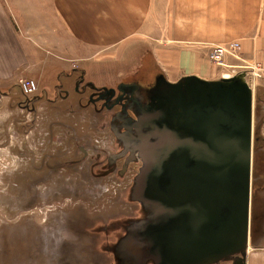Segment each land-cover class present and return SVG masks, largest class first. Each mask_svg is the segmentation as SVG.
<instances>
[{
    "label": "rangeland",
    "instance_id": "1",
    "mask_svg": "<svg viewBox=\"0 0 264 264\" xmlns=\"http://www.w3.org/2000/svg\"><path fill=\"white\" fill-rule=\"evenodd\" d=\"M143 53L138 48L111 63L113 70L98 71V82L115 86L139 78L154 66ZM41 68L46 74L48 66ZM51 73L48 81L36 79L40 100L35 103L19 86L0 87V264H154L151 259L135 261L148 219L140 182L135 179L131 188L130 175L108 181L77 147L89 150L97 139V146L103 147V140L109 146L112 138L118 149L103 123L107 116L77 106L68 72ZM154 73L153 82L161 72ZM257 93L255 88L249 244L264 239V90L258 94L263 108L256 119Z\"/></svg>",
    "mask_w": 264,
    "mask_h": 264
},
{
    "label": "water",
    "instance_id": "2",
    "mask_svg": "<svg viewBox=\"0 0 264 264\" xmlns=\"http://www.w3.org/2000/svg\"><path fill=\"white\" fill-rule=\"evenodd\" d=\"M245 75L155 77L136 121L148 131L137 180L149 213L142 260L244 264L254 118V90Z\"/></svg>",
    "mask_w": 264,
    "mask_h": 264
},
{
    "label": "crops",
    "instance_id": "3",
    "mask_svg": "<svg viewBox=\"0 0 264 264\" xmlns=\"http://www.w3.org/2000/svg\"><path fill=\"white\" fill-rule=\"evenodd\" d=\"M233 41L239 44L235 56L227 54L219 65L209 60L211 46ZM138 48L154 65L146 71L170 82L187 75L219 79L259 63L260 92L264 0H0V87L72 70L104 85L98 71L113 70L111 63ZM100 64L105 68L95 67ZM260 239L248 244L244 264H264Z\"/></svg>",
    "mask_w": 264,
    "mask_h": 264
},
{
    "label": "flooded vegetation",
    "instance_id": "4",
    "mask_svg": "<svg viewBox=\"0 0 264 264\" xmlns=\"http://www.w3.org/2000/svg\"><path fill=\"white\" fill-rule=\"evenodd\" d=\"M71 75H74L72 86L77 95L75 99L77 106L92 109L97 114L107 116L108 119L103 123L108 124L109 131L112 132L118 146L117 149L112 145V138L108 140L109 146H104L105 140H103V147L97 146L96 143H99L97 139L96 143L92 142L89 150L77 145L81 156H87L90 163L96 165L94 168H100L108 181H121L125 176L130 175L132 177L130 187H134L133 185L136 184L134 181L138 180V174L143 168L140 147L143 146L145 135L148 133L147 129L138 125L136 121L142 114L141 109L148 102V90L155 73L142 72L139 78H133L134 80L130 81L122 80L115 86L95 85L88 79H84L83 70H72L67 73V77ZM56 89L60 88L54 90ZM67 95L64 92V99ZM24 97L32 103L40 100L36 91ZM53 100L56 99L53 98ZM105 134L109 133L104 132ZM144 213L148 216L147 211ZM138 241L140 242V237ZM141 242L143 243L142 240ZM141 247L139 243V251ZM135 257V261L139 262L140 257ZM119 264L127 263L121 260Z\"/></svg>",
    "mask_w": 264,
    "mask_h": 264
},
{
    "label": "built area",
    "instance_id": "5",
    "mask_svg": "<svg viewBox=\"0 0 264 264\" xmlns=\"http://www.w3.org/2000/svg\"><path fill=\"white\" fill-rule=\"evenodd\" d=\"M239 44L236 41L226 44H215L210 47L208 52L209 60L214 64H221L227 54L235 56L238 51ZM263 67L259 63H254L245 72L248 76L247 83L254 90L257 85V80L262 77ZM234 71V70H233ZM236 73V72H235ZM37 82L31 78H23L19 82V88L23 95H31L37 90Z\"/></svg>",
    "mask_w": 264,
    "mask_h": 264
},
{
    "label": "trees",
    "instance_id": "6",
    "mask_svg": "<svg viewBox=\"0 0 264 264\" xmlns=\"http://www.w3.org/2000/svg\"><path fill=\"white\" fill-rule=\"evenodd\" d=\"M259 94V90H258V93L256 94V97H255V101H256V106H255V117H256V119H257V117H258V115L261 113V110H262V104L259 102V98L261 99V97H260V95H258ZM263 123V121H259V126L261 127L262 124ZM259 136L257 135L256 137H255V140H254V148H257V144H256V142H257V140H259ZM257 155V154H256ZM255 155V156H256Z\"/></svg>",
    "mask_w": 264,
    "mask_h": 264
}]
</instances>
